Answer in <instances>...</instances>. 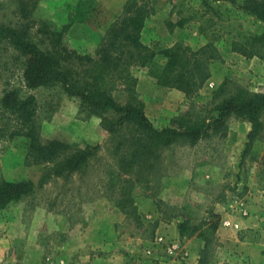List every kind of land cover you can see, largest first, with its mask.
<instances>
[{
    "label": "rangeland",
    "instance_id": "rangeland-1",
    "mask_svg": "<svg viewBox=\"0 0 264 264\" xmlns=\"http://www.w3.org/2000/svg\"><path fill=\"white\" fill-rule=\"evenodd\" d=\"M78 1L0 0V25L26 28L29 38L48 48L45 32L68 24L63 44L93 54L108 26L126 13V6L128 10L144 7L140 40L155 54L152 61L130 69L136 79L135 93L156 127L178 126L191 116L212 120L216 100L237 85L264 91V43L248 47L254 52L250 55L232 49L234 42L243 44L260 34L263 23L228 0H95L106 12L98 10L88 19L81 15ZM165 47H178L188 56L202 47L209 76L199 88L185 93L157 83L166 61L161 53ZM25 61V55L0 42V97L14 88L20 97L32 96V125L39 142L58 138L71 149L86 145L95 149L80 169L54 173L51 161L32 155L29 136L20 129L16 114L0 103V178H28L35 183L31 194L0 211V264H84L87 253L96 252L76 249L79 239L87 240L101 229L105 240L120 230L123 254L116 258L110 252V264H123L125 252L128 264L154 254L185 263L188 246L199 247V256L206 244L200 237L202 231L209 240L208 264H264V133L241 158V151H236L237 126L245 119L230 115L223 133L209 130L195 143H172L148 169L140 166L125 173L119 169L114 145L120 139L126 147L129 131L109 132L101 118L81 107L79 99L60 83L28 87ZM113 95L120 102L126 100L122 84ZM166 189V197H161ZM144 196L154 202L156 218L138 213L134 200ZM240 204L246 214L238 211ZM229 215L252 217L251 225L225 226L223 219ZM163 223L169 224L166 230L171 229L155 234ZM223 228L227 233L221 234ZM225 236L227 240L222 241ZM66 241L71 247L65 249ZM172 243L177 245L172 247Z\"/></svg>",
    "mask_w": 264,
    "mask_h": 264
},
{
    "label": "trees",
    "instance_id": "trees-1",
    "mask_svg": "<svg viewBox=\"0 0 264 264\" xmlns=\"http://www.w3.org/2000/svg\"><path fill=\"white\" fill-rule=\"evenodd\" d=\"M228 1L244 12L253 14L263 23L260 34L248 37L243 44L234 42L232 46V49L244 55L253 54V50H247L248 47L258 41L264 43V0ZM95 4V0H79L77 7L82 9L81 15L88 19L92 14L97 15L98 10L106 12ZM124 11L126 13L117 23L108 26L103 42L93 54L79 53L63 44V34L68 24L59 30L45 32L48 48L40 47L29 38L26 28L6 25H0V42L26 56L24 79L28 87L60 83L65 92L79 99L81 107L97 114L109 132H121L124 128L129 131L126 147L122 146L120 139L114 145V151L119 155V169L125 173L140 166L148 169L154 160H158L161 150L172 143L180 140L195 143L209 130L223 133L227 128L226 119L230 115L245 119L250 125L241 152L243 158L255 140L263 138L264 91H253L237 85L233 91L222 94L216 100L212 108V120L191 116L178 126H154L144 111L143 100L135 93L136 79L130 69L134 64L145 65L152 61L155 54L140 40L144 7L136 6L128 10L126 6ZM97 21L101 23L98 18ZM201 49L198 48L192 56H188L179 52L178 47L163 48L161 53L166 61L157 74V83L178 88L185 93L199 88L209 76ZM121 84L126 92L124 102L118 101L113 95L114 88ZM220 91L223 93L222 87ZM0 103L16 114L20 129L29 136L32 155L41 161H51L54 173L78 170L93 154V145L71 149L68 142L58 138L39 142L32 125V96L20 97L18 89L14 88L4 91ZM34 188L35 183L28 178H0V211L9 203L31 194ZM200 233L207 244L209 240L205 232ZM206 244L199 251L195 264H208Z\"/></svg>",
    "mask_w": 264,
    "mask_h": 264
},
{
    "label": "crops",
    "instance_id": "crops-1",
    "mask_svg": "<svg viewBox=\"0 0 264 264\" xmlns=\"http://www.w3.org/2000/svg\"><path fill=\"white\" fill-rule=\"evenodd\" d=\"M231 127V126H228ZM238 130L237 134H240V136H238L240 138V142L238 144V148H236L237 153L239 154V152H242V149L244 147V142L246 139V133L249 129V124L247 121H243L240 126H237ZM241 154V153H240ZM208 165V164H207ZM168 185V184H166ZM168 192V189L164 190L161 194V197H166L165 192ZM154 201V200H153ZM134 205H136L137 207V211L138 213L142 214V216L144 217H151V219L156 218L157 217V211H156V207L154 205V202H152L151 199H149L147 196L144 197H136L134 200ZM6 208V207H5ZM4 208V209H5ZM230 216V215H229ZM233 216V215H232ZM228 217L229 220L231 221V224H229V226H231L232 229H238V227H247L249 225H251L252 222V217H242L240 215L238 216H234V217ZM122 218H123V214H122ZM235 218V219H234ZM168 222H172V221H168ZM234 223L237 224V226H234ZM165 225H159L156 230H155V234H166L168 229H171V227L169 226L168 229L166 230V223H163ZM225 226H227L226 224H224ZM176 230V235H179V232L177 230V228H174V231ZM173 231V229H172ZM173 231V232H174ZM217 233H219V229L217 230ZM227 233V230L225 228H223V231H221V234ZM84 234V233H83ZM120 234V230H116L115 232L113 231L112 233V238H110L111 240H105V230L101 229V230H96L95 234H92L91 238H87V240L85 238H83V236L80 237L79 239V245L76 246V249L80 248V249H84V250H89L90 249H95L96 253H93V255H90L92 252H88L86 257L84 258V264H110V259L111 257H109L108 255L111 252V256H115L116 258H120V255L123 254L122 251L120 250V241L118 239V236ZM89 235V234H87ZM130 236H132L131 234H129ZM134 236V234H133ZM137 236V239H140V241H142L140 235H135ZM144 240V239H143ZM226 241L227 237L225 236L224 238H222V241ZM239 241V239H237ZM133 241V240H132ZM145 241V240H144ZM150 244V243H149ZM67 246L71 247V242L70 241H66L64 242V247L63 248H67ZM198 250L199 247H195L193 245L188 246L186 248V251L188 253L187 257L184 258V262H182V264H195L197 261V256H198ZM94 252V251H93ZM125 252V251H124ZM125 254L128 256V254L125 252ZM126 255L122 256L123 259H125V261L123 260V264H128L126 263ZM132 257V255H131ZM170 257L167 255H160V254H154L148 262L147 258H144L145 260H143L142 262L140 260H137L138 264H173L174 258L169 259ZM165 261H167L168 263H166ZM178 261V260H177ZM175 262L174 264H178V262ZM130 264V263H129Z\"/></svg>",
    "mask_w": 264,
    "mask_h": 264
},
{
    "label": "built area",
    "instance_id": "built-area-1",
    "mask_svg": "<svg viewBox=\"0 0 264 264\" xmlns=\"http://www.w3.org/2000/svg\"><path fill=\"white\" fill-rule=\"evenodd\" d=\"M238 209H239L238 211H239L241 214H246V208H245V206H243L242 204L239 205ZM223 223L226 224V225H229V224H231V221L229 220L228 217H225V218L223 219ZM234 226H237V224L234 223ZM159 239H161V236H159ZM176 245H177L176 243H172V244H171L172 247H175Z\"/></svg>",
    "mask_w": 264,
    "mask_h": 264
}]
</instances>
